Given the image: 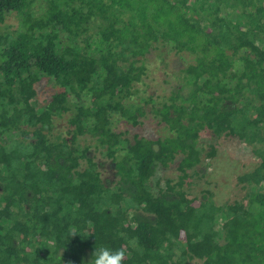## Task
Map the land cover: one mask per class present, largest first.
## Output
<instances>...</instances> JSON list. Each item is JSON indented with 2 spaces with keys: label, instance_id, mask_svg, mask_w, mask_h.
Listing matches in <instances>:
<instances>
[{
  "label": "trees",
  "instance_id": "trees-1",
  "mask_svg": "<svg viewBox=\"0 0 264 264\" xmlns=\"http://www.w3.org/2000/svg\"><path fill=\"white\" fill-rule=\"evenodd\" d=\"M152 55L175 65L161 93ZM206 131L250 148L240 198L189 194ZM101 246L264 264V0H0V264H89Z\"/></svg>",
  "mask_w": 264,
  "mask_h": 264
},
{
  "label": "rangeland",
  "instance_id": "rangeland-1",
  "mask_svg": "<svg viewBox=\"0 0 264 264\" xmlns=\"http://www.w3.org/2000/svg\"><path fill=\"white\" fill-rule=\"evenodd\" d=\"M35 11L37 8L35 6ZM16 19L12 17L8 20V24L15 23ZM101 47V44L92 45L91 48ZM93 51V49H91ZM148 77L147 82L150 84V91L161 93L164 88H168L169 84L164 80L173 79V71H175L174 63L164 66L156 55H152L148 62ZM54 85L47 81L40 82L36 87V105L38 110H42L47 103L49 93L53 91ZM117 117H114V122ZM58 127L62 125V121L57 122ZM133 130L139 131L142 134L152 135L155 132L156 126L153 122H146ZM12 134L8 139L12 138ZM201 147L206 148L205 153L209 150V144L215 145L216 155L212 158L205 156L203 152L202 162L196 167L197 173L189 171L190 176L187 181L190 195H201L204 190H209L213 194V199L217 203L231 201L240 198L244 191L238 184L237 176L249 170L256 162L250 148L241 144L239 141L227 138H218L213 134L202 132L199 138ZM98 160H102V156L97 154ZM104 161V160H102ZM176 163L168 168L158 169L156 178L161 184L164 178H176L177 170ZM109 165L105 164L104 174H109ZM192 264H200L194 260Z\"/></svg>",
  "mask_w": 264,
  "mask_h": 264
},
{
  "label": "clouds",
  "instance_id": "clouds-1",
  "mask_svg": "<svg viewBox=\"0 0 264 264\" xmlns=\"http://www.w3.org/2000/svg\"><path fill=\"white\" fill-rule=\"evenodd\" d=\"M124 257L122 250L101 246L92 251L89 264H124Z\"/></svg>",
  "mask_w": 264,
  "mask_h": 264
}]
</instances>
